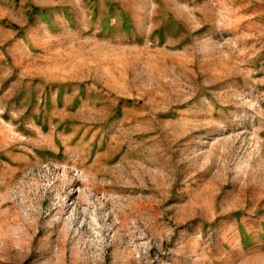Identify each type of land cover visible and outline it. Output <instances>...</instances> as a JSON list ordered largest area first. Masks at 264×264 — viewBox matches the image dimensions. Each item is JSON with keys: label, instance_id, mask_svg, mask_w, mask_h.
<instances>
[{"label": "rangeland", "instance_id": "1", "mask_svg": "<svg viewBox=\"0 0 264 264\" xmlns=\"http://www.w3.org/2000/svg\"><path fill=\"white\" fill-rule=\"evenodd\" d=\"M0 264H264V0H0Z\"/></svg>", "mask_w": 264, "mask_h": 264}]
</instances>
